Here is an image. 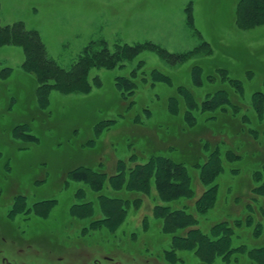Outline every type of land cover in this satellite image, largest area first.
<instances>
[{"label":"rangeland","instance_id":"374dc122","mask_svg":"<svg viewBox=\"0 0 264 264\" xmlns=\"http://www.w3.org/2000/svg\"><path fill=\"white\" fill-rule=\"evenodd\" d=\"M239 1L0 0V23L22 22L26 29L35 31L47 56L63 68H69L92 40H105L110 49L114 43L145 41L174 53L197 46L205 49L183 63H169L155 52L144 50L122 66L92 68L88 81L92 84L98 77L100 86L92 84L88 93L51 90L47 108L35 119L34 113L40 112L34 91L36 82L20 69L23 52L15 45L0 47V67L13 69L5 80L7 84L0 87V264H170L162 257L170 248V235L160 231V222L152 217L150 207L131 205L122 221V204L115 205L116 211L110 206L104 209L99 199L104 195L122 202L119 181L109 183L106 178L97 191L89 182L73 180L67 173L77 166L98 165L106 174H112L117 161L134 152L146 156L156 149L191 147V151L199 153L197 141L192 147L187 138L194 141L199 130L212 126L205 127L199 121L194 133L174 135L169 126L179 118L169 117L166 99L176 96L177 86L189 91L176 96L180 111L185 108L188 95L198 103L209 99L207 95L226 85L225 78L203 76L217 68L245 83L248 95L254 89H264V22L237 27L235 11ZM139 60L143 61L140 70L157 68L169 76V82L138 81L133 98H139L141 106L147 104L152 115L141 124L133 118L122 123L117 112L125 104L120 100L115 78L127 76ZM195 62L201 64L203 71L199 84L191 75ZM137 75L139 78L141 73ZM158 95L163 97L161 106ZM241 98L242 107L255 117L249 96L244 94ZM107 118H114L117 125L95 135L94 124ZM24 123L27 126L22 130L25 134L30 130L37 141L28 150L19 151L15 137L8 131ZM89 138H95L98 147L86 146ZM139 156L127 165L141 161ZM193 161V157H185L186 164ZM224 173L219 178L214 206L199 217L203 231H208L213 222L237 212L245 213L237 204L235 213L225 205L238 203L239 197L248 195L249 188L258 184L249 170L236 175ZM78 189L83 196H76ZM43 199L55 201L47 214L38 215V207L32 205ZM87 200L93 203L91 213L79 216L70 212L71 204ZM15 204L18 207L14 209ZM251 231L238 229L233 243L244 242L248 248L264 245V222L259 238H252ZM176 254L179 259L172 264H205L191 250H177ZM239 256L231 262L216 257L212 264H253L246 256Z\"/></svg>","mask_w":264,"mask_h":264},{"label":"trees","instance_id":"16d2710c","mask_svg":"<svg viewBox=\"0 0 264 264\" xmlns=\"http://www.w3.org/2000/svg\"><path fill=\"white\" fill-rule=\"evenodd\" d=\"M263 22L264 0L239 1L235 11L237 27L247 28ZM6 45L21 48L23 61L20 69L31 74L36 82L34 91L40 112L34 113L32 117L35 119L41 117L47 108L51 90L64 93H88L92 84L96 87L100 86L98 77H94L92 84L88 81V73L92 68L112 69L122 66L125 61L134 58L144 50L153 51L166 62L173 64L183 63L200 50H205L197 46L186 52L174 53L150 41L134 44L114 43L113 48L110 49L105 40H92L83 48L69 68H63L47 56L37 33L26 29L22 22L0 23V47ZM142 66L143 61L139 60L138 66L127 76L115 78L120 100L125 104V107L122 105V109L117 112V115L122 117V123L133 118L132 120L141 124L144 120H148L150 114L152 115L147 104L141 106L139 98H133L138 81L150 80V84L160 80L165 81L164 83L169 82V76L157 68L151 67L149 71H142L140 70ZM201 71V64L195 62L191 68V75L196 84H199ZM12 72L13 69L8 66L0 67L1 88L7 84L5 80L12 75ZM137 72L141 73L139 78ZM203 76L207 79L225 78L227 86L210 93L207 95L209 99L205 98L201 103L188 95L182 111L176 96H181L183 92L188 94L186 87L177 86L176 96L166 99L169 117L179 118L175 125H170V129L168 128L174 135H180L182 132L194 133L195 131L192 130L196 128L199 121L205 127L212 126L209 130H199L197 136H194V141L187 138L189 146L194 145L192 147H195L196 140L201 152L199 147V153L195 150L191 151V147L189 149L177 147L156 149L145 154L146 156L143 154L139 156L134 152L126 159H119L115 165V172L112 174H106L97 165V167L77 166L71 169L67 176L73 180L89 182L88 184L97 191L101 190L106 178L109 183L119 181L118 184L122 186V202L104 195H100L99 199L103 202L104 209L110 206V209L113 207L116 211L115 205L122 204V221L131 205L135 208L140 207L141 204H144L146 208L150 207V214L160 222V231L170 235V248L163 252V258L169 263L179 259L177 250H191L205 264H212L216 257H220L224 262H231L236 255L246 256L253 264H264V245L248 248L244 242L233 243L238 229L248 228L252 230V238H259L263 227L264 89H254L249 95L246 94L248 93H245L246 84L228 76L223 68H217ZM244 94L250 98L255 117L250 116L247 109L242 107L243 100L240 98L243 99ZM156 97H159L158 103L161 106L163 97L161 95ZM116 125L114 118L98 120L94 124V133L101 135L103 130L113 129ZM24 126L26 127L27 124L14 125L8 131V135L12 133L15 137L16 148L19 151L28 150L37 141V136L30 130L28 134H25L22 130ZM85 145L98 147V142L95 144V138H89ZM186 151L189 153L187 154ZM134 156H139L141 161L128 166L127 163ZM185 157H193V164H186ZM246 170L251 171L253 179L258 184H253L249 188L248 195L239 197L238 203L225 205L234 213L236 204L243 208L240 211L246 212H237L228 218L213 222L208 231H203L199 217L214 206L220 189V176L225 174V171L236 175ZM130 193H134L133 198L130 197ZM77 194L84 195L80 189L76 191V196ZM54 201V199H43L32 206L38 207L36 214L45 215L50 211ZM16 207L18 206L15 204L12 208ZM92 209V201L87 200L81 204H71L69 210L80 216L91 213ZM120 214L118 213L117 217H120ZM106 219H110V216ZM145 221L146 218L143 219L144 228Z\"/></svg>","mask_w":264,"mask_h":264},{"label":"bare ground","instance_id":"6f19581e","mask_svg":"<svg viewBox=\"0 0 264 264\" xmlns=\"http://www.w3.org/2000/svg\"><path fill=\"white\" fill-rule=\"evenodd\" d=\"M162 257H163V254H162ZM171 261V260H170ZM170 263H172V262H170Z\"/></svg>","mask_w":264,"mask_h":264}]
</instances>
